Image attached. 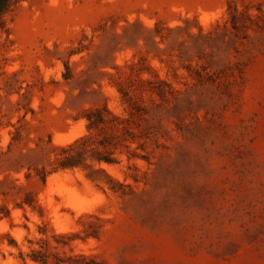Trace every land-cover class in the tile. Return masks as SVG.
<instances>
[{"label": "rangeland", "instance_id": "rangeland-1", "mask_svg": "<svg viewBox=\"0 0 264 264\" xmlns=\"http://www.w3.org/2000/svg\"><path fill=\"white\" fill-rule=\"evenodd\" d=\"M259 9L264 0L23 2L12 42L0 34V211L11 213L0 264H23L21 251L62 234L78 235L62 253L103 264H264ZM104 105L144 135L148 160L104 166L125 194L86 169L43 182L37 170L88 135L86 111Z\"/></svg>", "mask_w": 264, "mask_h": 264}, {"label": "trees", "instance_id": "trees-1", "mask_svg": "<svg viewBox=\"0 0 264 264\" xmlns=\"http://www.w3.org/2000/svg\"><path fill=\"white\" fill-rule=\"evenodd\" d=\"M25 1L27 0H0V34L6 35V41L2 44L3 46L12 42L10 40L9 17ZM259 10L261 15L259 14L255 17L258 20H262L264 11L262 9ZM234 26L236 27V24ZM259 28L261 29L262 27L259 26ZM134 66L133 64L132 67ZM197 76L199 82H204L207 78H211V76L206 77L200 72L197 73ZM66 79H69V77H66ZM141 83H149L150 86L139 88V91L156 93L161 98L165 97L166 91L163 88H156L149 81H142ZM119 92L127 102L132 103L133 98L128 90L119 89ZM133 106L135 112H131V115L145 120L147 108L138 104ZM85 118L88 122L89 134L67 146L58 147V154L50 163L51 169L48 170L43 167L37 170L38 177L45 182L48 176L54 173L86 169L90 170V173H88L90 178L99 179L97 175H105L109 179L108 184L112 192L125 194L124 188L126 186L112 178L104 166L121 165L123 163L122 155H126L128 161L135 158L148 160L146 155H142L137 151L138 149L144 150V144L141 142L144 135L134 132L133 126H137V124L131 118L115 114L107 105L88 109ZM16 133L18 134L19 130ZM133 144H137L136 149L132 148ZM27 177H30V175L28 174ZM117 185H119V188ZM25 203L35 208L31 196H27ZM10 214V211L6 208H2L0 211L1 218L10 217ZM77 236V234L54 235L53 238L56 245H53L47 238H41L37 241L38 248L31 247L26 255L24 252H20L22 262L23 264H29V262L34 264H103L98 261L96 256H86L84 254L67 255L65 252L62 253L60 251L69 246L73 238Z\"/></svg>", "mask_w": 264, "mask_h": 264}, {"label": "bare ground", "instance_id": "bare-ground-1", "mask_svg": "<svg viewBox=\"0 0 264 264\" xmlns=\"http://www.w3.org/2000/svg\"><path fill=\"white\" fill-rule=\"evenodd\" d=\"M77 136H78V135H75L71 140L75 139ZM71 140H69V141H71ZM56 178H57V175L52 176V177L49 178V179H50V181H52V180H54V179H56Z\"/></svg>", "mask_w": 264, "mask_h": 264}]
</instances>
